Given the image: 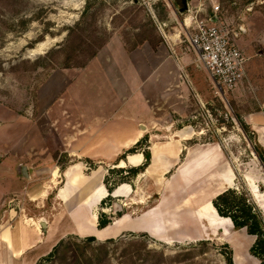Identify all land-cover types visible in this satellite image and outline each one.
Returning <instances> with one entry per match:
<instances>
[{"label": "rangeland", "instance_id": "rangeland-1", "mask_svg": "<svg viewBox=\"0 0 264 264\" xmlns=\"http://www.w3.org/2000/svg\"><path fill=\"white\" fill-rule=\"evenodd\" d=\"M184 1L180 11L183 0H0V210L42 220L43 232L60 238L58 251L38 264H225L224 244L233 262L236 248L238 264H259L249 253L254 237L234 229L210 199L246 188L264 213V167L235 115L257 122L248 124L264 147V0ZM210 14L246 59L231 89L187 48L194 16ZM109 41L110 53L122 43L139 48L140 60L150 50L158 61L168 49L179 73L151 84L148 106L120 108L99 95V68L89 64ZM127 116L147 135L137 152L168 149L135 177L132 165L116 166L134 146L121 149L115 137L125 125L116 120ZM206 152L213 159L200 169ZM71 166L80 177L74 185L64 175ZM99 170L103 188L105 176L111 188L124 180L130 187L102 203L83 201L81 188ZM93 211L112 222L125 216L108 236L88 240ZM75 218L91 223L82 234Z\"/></svg>", "mask_w": 264, "mask_h": 264}, {"label": "crops", "instance_id": "crops-1", "mask_svg": "<svg viewBox=\"0 0 264 264\" xmlns=\"http://www.w3.org/2000/svg\"><path fill=\"white\" fill-rule=\"evenodd\" d=\"M112 41H109L104 50H101L97 56L99 59L96 61V57L90 61V65L95 67L98 65V78L99 81V95L104 97L105 95H110L112 100L109 105H112L113 102L115 105L121 107L139 106V103L143 107L147 105V89L153 85H157L161 82H164L166 79H169L170 74L179 73L177 60L170 55L169 50L167 49V56L162 57L160 60H154V51H146L143 58H139V48L135 47L131 50L125 49L124 45L121 43L117 51H112L111 53L108 50V46ZM104 52V53H102ZM102 54V55H101ZM174 64V65H173ZM175 65L177 71L175 70ZM106 92V93H105ZM118 99V100H115ZM250 115V114H248ZM251 118L252 121H249ZM247 122L254 126L257 122H253V118L249 117ZM244 120V119H243ZM125 121V125L119 126L116 131L119 138L118 141L121 142L120 148H127L130 145L136 143L143 135V132L138 130L136 123L139 119L135 117L127 116L124 119H117L116 122ZM246 123V121L244 120ZM246 123V124H248ZM248 124V126H250ZM116 128V127H115ZM256 132V131H255ZM257 135V133H256ZM117 140V139H115ZM259 140V139H258ZM262 146L263 144L258 141ZM151 153V162L145 168V170L138 175H143L150 173L160 162L163 152H167L168 149L160 148L157 145H153L150 148ZM9 154L5 156L9 160ZM157 156V157H156ZM154 158L156 162L154 164ZM144 160V157L141 152L128 153L125 160H120L123 164L127 163L132 166L140 164ZM202 161V158H201ZM200 161V162H201ZM116 164V166L118 165ZM4 169L6 167L5 164ZM11 166V165H10ZM124 166V165H123ZM121 166V167H123ZM74 166L69 167L65 170V176H67L68 182L71 185L77 184L78 179L80 178L77 174H72L71 171ZM120 167V166H118ZM204 166L199 165V168L202 169ZM74 175V176H73ZM104 177V176H103ZM102 178V172L95 171L91 179L87 180L81 190H84L83 201H89L90 198L96 200L97 202L103 199L108 193L106 188L102 186L100 179ZM231 179V178H229ZM77 182V183H76ZM231 180L227 181V186L230 187ZM130 187L128 183L119 184L113 189L111 195L119 196L122 195L123 191L127 190ZM90 191V197L88 199L87 194ZM221 191V190H220ZM216 192L214 195L219 193ZM83 193V191H82ZM213 195V196H214ZM60 197L65 201H69L68 194H65L64 190L60 191ZM212 199H210L211 201ZM125 214H121L115 221L111 223H117L122 220ZM78 218V217H76ZM42 221V220H40ZM40 221L32 217H23L21 214H18L15 209L10 210H0V264H37L38 261L48 254L53 246L58 244L60 238L52 239L51 233L43 232V226H41ZM97 221V213L93 211L92 213V224ZM43 222V221H42ZM82 228H85L87 221L82 219ZM90 225L89 223L87 224ZM110 225V224H109ZM107 225V226H109ZM48 226V225H47ZM46 226V227H47ZM104 228H98L95 226V231L99 232L104 230ZM77 234H81L77 229L73 228ZM84 230V229H83ZM152 228L146 229V232H153ZM93 235L98 240H101L97 234ZM254 257V256H253ZM255 258V257H254Z\"/></svg>", "mask_w": 264, "mask_h": 264}, {"label": "trees", "instance_id": "trees-1", "mask_svg": "<svg viewBox=\"0 0 264 264\" xmlns=\"http://www.w3.org/2000/svg\"><path fill=\"white\" fill-rule=\"evenodd\" d=\"M235 115L239 126L250 139L249 142L252 146V151L264 167V147L257 141L256 133L250 130L248 124H246L238 114ZM145 141H147V135L141 137L136 143H134L133 147H130L125 150V152L119 157V161L125 160V155L127 153L131 154L137 152V150H135V146L140 145ZM140 152L144 157V161L138 166L129 167L127 173H129L132 177H135L139 173L143 172L150 163L151 153L148 148V145L145 148L141 149ZM120 168V171H123V167ZM105 178L106 176L104 177L103 183L108 193L106 197L108 199H111L113 198L111 193L114 188H111L107 185ZM122 183H130V181L124 180ZM156 198L157 196L154 195V199ZM102 202H104L103 199L101 200V203ZM211 203L218 215L222 217H227L231 221L234 229H243L248 235L254 237V241L251 247L249 248V253L259 260V264H264V213L251 196L250 191H248L246 188H227L217 193L215 197L211 200ZM120 216L121 215H119L118 217ZM111 222L112 219L110 217H107L104 211L99 212L96 225L98 228H104ZM87 239L95 240L96 238L94 236H90ZM205 241L207 240H200L198 244H202ZM59 243L60 241L58 242V244L53 246L52 250L46 255L47 258L51 257L58 251ZM224 246L226 248V251H224L225 264H234L232 249L227 244H224Z\"/></svg>", "mask_w": 264, "mask_h": 264}, {"label": "built area", "instance_id": "built-area-1", "mask_svg": "<svg viewBox=\"0 0 264 264\" xmlns=\"http://www.w3.org/2000/svg\"><path fill=\"white\" fill-rule=\"evenodd\" d=\"M217 11L218 4H215L212 12L216 15ZM213 16H194L195 26L187 36V48L196 54L216 83L231 89L243 79L246 59L214 22Z\"/></svg>", "mask_w": 264, "mask_h": 264}, {"label": "bare ground", "instance_id": "bare-ground-1", "mask_svg": "<svg viewBox=\"0 0 264 264\" xmlns=\"http://www.w3.org/2000/svg\"><path fill=\"white\" fill-rule=\"evenodd\" d=\"M208 155V152H206V153H204V156H203V158H202V161L201 162H199L200 163V165H202V166H206V165H209V163H211V161H212V159L213 158H210V157H208L207 156ZM199 156V155H198ZM157 157V156H156ZM155 162H156V158H154V164H155ZM124 164L122 163V162H119L118 163V165L117 166H123ZM120 184H122V183H120ZM120 184H119V186H120ZM209 202V201H208ZM224 218V217H223ZM226 220H228V218L226 217L225 218ZM116 222V221H115ZM229 222H231L230 220H229ZM88 224V223H87ZM89 224H91L90 222H89ZM117 224H118V222L117 223H113L112 225L110 224L109 226H107L104 230H101V231H99V232H96V234H97V236L99 237V238H102V237H104V236H108L109 234H111V232H113L116 228H117ZM83 224L82 223H80V221L78 220V219H76L75 218V228L77 229V231L79 232V233H83L84 232V230H85V228H82L83 226H82ZM84 229V230H83ZM88 230V229H87ZM235 248V247H234ZM234 251V250H233ZM237 251H236V248H235V252H234V262L236 263V264H238V257H237V255H235V253H236Z\"/></svg>", "mask_w": 264, "mask_h": 264}, {"label": "water", "instance_id": "water-1", "mask_svg": "<svg viewBox=\"0 0 264 264\" xmlns=\"http://www.w3.org/2000/svg\"><path fill=\"white\" fill-rule=\"evenodd\" d=\"M183 4H184V6L182 8H180V11H182L184 8H186V4H185L184 0H183ZM41 226H45V222H41Z\"/></svg>", "mask_w": 264, "mask_h": 264}]
</instances>
